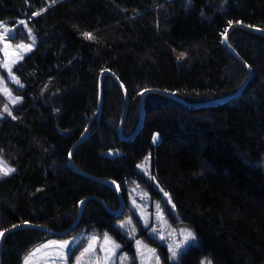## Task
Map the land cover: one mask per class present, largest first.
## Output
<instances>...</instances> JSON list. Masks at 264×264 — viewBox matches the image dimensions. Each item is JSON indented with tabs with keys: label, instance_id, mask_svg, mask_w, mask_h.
Here are the masks:
<instances>
[{
	"label": "trees",
	"instance_id": "obj_1",
	"mask_svg": "<svg viewBox=\"0 0 264 264\" xmlns=\"http://www.w3.org/2000/svg\"><path fill=\"white\" fill-rule=\"evenodd\" d=\"M0 21L14 26L12 42L34 36L12 66L20 100L0 117V153L14 167L0 175V230L24 221L67 229L91 195L118 207L112 187L68 163L85 134L72 152L75 167L117 183L125 200L135 184L173 198L172 222L191 228L196 243L165 264H202L203 257L211 264H264V33L233 26L227 42L249 65L250 79L235 97L192 104L242 86L248 69L222 35L237 21L264 32V0H0ZM104 69L129 95L123 136L137 125L143 89L177 97L146 93L139 130L122 138L125 101L110 75L103 76L97 112ZM146 157L149 178L138 169ZM124 214L88 197L66 235L109 232L132 252V240L115 224ZM50 236L31 227L9 233L0 264H22Z\"/></svg>",
	"mask_w": 264,
	"mask_h": 264
},
{
	"label": "rangeland",
	"instance_id": "obj_2",
	"mask_svg": "<svg viewBox=\"0 0 264 264\" xmlns=\"http://www.w3.org/2000/svg\"><path fill=\"white\" fill-rule=\"evenodd\" d=\"M13 27L6 21H0V95L3 97L0 117L10 114L12 107L20 100L14 86H20L21 82L13 73L12 66L34 45L32 34L26 41L12 42L8 35L13 32ZM174 54L180 60L184 59L181 52L174 51ZM13 100L17 102L13 103ZM5 107L8 111H5ZM0 163L14 169L1 153ZM149 165V157L138 164V169L148 178ZM154 184L158 187L156 182ZM159 193L158 198L135 184L129 187L128 198L125 200L123 197L124 204L119 212L125 209V214L116 219L115 224L132 240V252L123 248L124 242L116 240L109 232L99 234L81 229L38 242L23 256L22 264L29 257V264H165V257L170 262L177 261L182 251L196 243V236L188 226L172 222L171 217H177L173 198L162 188H159ZM188 233H192L194 238H190ZM137 241L140 243L137 244ZM173 251L176 252L175 257ZM201 262L209 264L210 259L203 257Z\"/></svg>",
	"mask_w": 264,
	"mask_h": 264
},
{
	"label": "water",
	"instance_id": "obj_3",
	"mask_svg": "<svg viewBox=\"0 0 264 264\" xmlns=\"http://www.w3.org/2000/svg\"><path fill=\"white\" fill-rule=\"evenodd\" d=\"M235 25H241V26H244L250 30H253V31H256V32H261V33H264L262 30H260L258 27L256 26H250L248 24H243L241 23L240 21H237V22H233L231 23L227 29L225 30V32L223 33L222 35V41L223 43L225 44V46L232 51V53H234V55L240 60L242 61V63L245 64V66L247 67L248 69V75L245 79V81L243 82L242 86L240 88H238L237 90H235L233 93H230V94H227L225 96H222V97H219V98H215V99H211L209 101H205V102H198V103H192L193 105H206V104H210V103H213V102H217V101H221V100H225V99H229V98H232V97H235L237 96L243 89V87L246 85V83L248 82V80L250 79L251 77V69L249 67V65L247 64V62L228 44L227 42V35L228 33L230 32L231 28ZM104 75H110L112 76L116 81L117 83L119 84L120 88H121V91L123 93V97H124V101H125V107H124V110H123V113L121 115V119H120V123H119V127H118V133L120 135V137L122 138H131L133 137L136 132L139 130L142 122H143V118H144V96L146 93L150 92V91H155V92H159V93H162V94H165V95H168L170 97H177L175 95L174 92L170 91V90H166V89H160V88H157V87H147L145 89H143L140 93V102H139V114H138V120H137V125L134 129V131L128 135V136H123L122 135V126H123V123H124V120H125V113H126V109H127V106H128V103H129V95H128V92L124 86V84L122 83V81L115 75V73H113V71L109 70V69H104L102 70L101 74H100V80H99V96H100V102H99V105H98V108H97V112L98 114L100 113V110H101V105H102V79H103V76ZM87 135L83 134L82 136H80V138L73 144V146L70 148L69 152H68V163L71 165V167L77 171L78 173H81L85 176H88V177H91V178H95L101 182H103L104 184L112 187L114 189V191L117 193L118 195V199H119V205L116 209H111L109 208L104 202L102 199H100L99 197L97 196H94V195H91V196H87L85 197L83 200H81V202L79 203V211H78V216H77V219L72 223V225L70 227H68L67 229H64V230H54V229H48V228H45L41 225H38V224H35V223H31V222H28V221H24V222H21V223H17V224H14L8 228H5V229H2L1 232H0V256H1V250H2V247H3V243H4V239L6 237V235H8L9 233L11 232H14L18 229H21V228H37V229H42V230H45L47 231L48 233L52 234V235H56V236H62V235H65L67 233H69L71 231V229L74 227V225L76 224L79 216L81 215L82 213V210H83V207H84V204H85V201L88 197H94L96 199H98L110 212L112 213H117L121 210V208L123 207V204H124V198H123V194L121 192V189L119 188V186L117 185V183L115 182H112V181H109V180H105V179H100V178H97L91 174H88L86 173L85 171L81 170V169H78L77 167L74 166L73 162H72V152L74 150V148L86 137Z\"/></svg>",
	"mask_w": 264,
	"mask_h": 264
},
{
	"label": "snow or ice",
	"instance_id": "obj_4",
	"mask_svg": "<svg viewBox=\"0 0 264 264\" xmlns=\"http://www.w3.org/2000/svg\"><path fill=\"white\" fill-rule=\"evenodd\" d=\"M84 36L86 37V38H88V39H93L94 37L92 36V34L91 33H84ZM21 47H23V46H21ZM17 83H19V81H17ZM5 91H7V89H5ZM17 101L16 100H13V103H16ZM5 111H8V109H7V107H5ZM158 139V137H156V136H154L153 137V140H154V142L156 141ZM12 171H14V169H11V168H7L5 165H3L2 163H0V173H2V174H4V175H7V174H9V173H11ZM157 207H159V206H157ZM128 223H131V221H129ZM134 231V230H133ZM190 238H194L193 236H192V233H188L187 234ZM140 242L139 241H137V244H139ZM118 247V246H117ZM37 251H39V250H37ZM34 255V254H33ZM176 256V252L175 251H173V257H175ZM29 259H30V257L29 258H26V260H25V264H29ZM209 264H210V262H209Z\"/></svg>",
	"mask_w": 264,
	"mask_h": 264
}]
</instances>
